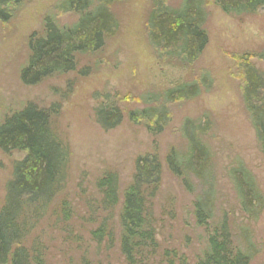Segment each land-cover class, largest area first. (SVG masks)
<instances>
[{"label":"rangeland","instance_id":"1","mask_svg":"<svg viewBox=\"0 0 264 264\" xmlns=\"http://www.w3.org/2000/svg\"><path fill=\"white\" fill-rule=\"evenodd\" d=\"M63 0H25L9 23L0 22V124L28 105L50 114L52 132L69 150L62 191L25 241L36 248L43 264H128L121 252L120 215L124 194L135 175L140 156L156 152L162 164L160 190L148 205V219L156 247L143 249L135 264H197L207 249L214 228L227 222L235 247L252 250L250 264H264V209L250 222L242 211L229 173L238 163L250 171L264 196V154L245 110L237 59L264 52V9L251 16L235 17L206 0L208 45L188 69L161 63L149 46L147 18L152 0H122L111 7L119 23L115 37L96 54L77 55L74 72L55 76L35 86L21 82L30 51L29 38L44 33V21L56 16ZM177 8L182 0H166ZM62 5V3H61ZM60 5V6H61ZM78 17H56L60 27L75 24ZM264 72V62L252 59ZM207 75L212 87L200 97L169 106L172 121L159 135L133 124L128 114L145 108L140 98L162 93L176 85ZM116 105L123 121L112 130L97 122L96 111ZM186 120L204 126L202 137L210 150L208 179L174 176L166 158L172 150L185 153L188 142L182 132ZM24 152L0 150V201L14 167ZM117 179V202L108 205L99 182L108 175ZM208 200L211 214L199 226L195 203ZM102 229L104 235L95 237Z\"/></svg>","mask_w":264,"mask_h":264},{"label":"trees","instance_id":"2","mask_svg":"<svg viewBox=\"0 0 264 264\" xmlns=\"http://www.w3.org/2000/svg\"><path fill=\"white\" fill-rule=\"evenodd\" d=\"M122 0H63L54 11L56 16L44 21V33L32 35L28 46L30 56L21 71V82L35 86L46 79L74 72L77 55L100 52L106 42L119 31V23L111 7ZM225 14L235 17L251 16L264 9V0H213ZM25 0H0V22L9 23L24 6ZM62 3V5H61ZM61 5V6H60ZM73 14L75 24L60 27L56 17ZM208 20L206 0H182L174 8L166 0H152L147 18L149 46L161 63L182 69L191 68L208 45L205 25ZM264 62L259 55L244 54L237 59L242 82V97L246 112L255 130L257 142L264 154V72L256 69L252 59ZM212 81L207 75L194 82L183 83L162 93H148L140 98L143 109L128 114L133 124L143 125L150 134H161L171 123L169 106L194 100L208 92ZM122 111L114 104H106L96 111L98 124L112 130L123 121ZM188 150H172L166 158L169 171L184 179H208L211 167L210 150L202 137L208 132V123L186 120L182 127ZM0 150L24 152L26 157L14 167L12 181L7 184L4 202L0 201V264H43L40 252L26 247L25 241L43 219L62 191L69 163V150L52 132L50 114L28 105L0 124ZM237 199L250 222L257 220L264 209V196L253 174L242 163L230 171ZM162 181V164L156 152L140 156L135 175L125 191L120 215L121 252L128 264H135L143 249L156 247L155 233L148 219V205L156 197ZM105 191L108 205L117 202V179L110 174L99 182ZM208 200L195 203L199 226H206L210 212ZM104 232L99 229L95 237ZM252 250L235 247L226 221L218 225L208 237L206 251L197 264H250Z\"/></svg>","mask_w":264,"mask_h":264}]
</instances>
